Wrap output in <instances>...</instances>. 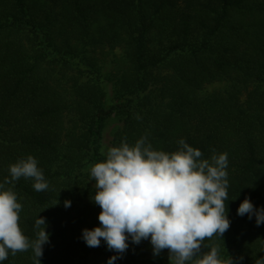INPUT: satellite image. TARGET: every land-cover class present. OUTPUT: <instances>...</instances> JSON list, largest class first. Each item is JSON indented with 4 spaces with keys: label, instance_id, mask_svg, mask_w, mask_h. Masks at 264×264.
<instances>
[{
    "label": "trees",
    "instance_id": "trees-1",
    "mask_svg": "<svg viewBox=\"0 0 264 264\" xmlns=\"http://www.w3.org/2000/svg\"><path fill=\"white\" fill-rule=\"evenodd\" d=\"M105 46L123 51L111 72L92 55ZM112 119L110 146L147 135L156 150L184 139L205 159L227 153L230 228L204 244L236 264L264 258V224L237 215L245 197L264 207V0H0V183L10 164L38 161L48 190L23 177L5 188L23 206L30 240L46 219L41 264L117 255L82 239L99 226L90 166L105 159ZM33 255L9 253L0 264H33ZM115 261L174 264L166 249L154 256L150 240L129 239Z\"/></svg>",
    "mask_w": 264,
    "mask_h": 264
},
{
    "label": "clouds",
    "instance_id": "clouds-1",
    "mask_svg": "<svg viewBox=\"0 0 264 264\" xmlns=\"http://www.w3.org/2000/svg\"><path fill=\"white\" fill-rule=\"evenodd\" d=\"M177 143V150L166 152L154 149L147 135L134 144L125 140L108 147L105 159L90 166V181H95L96 190L91 199L101 211L99 226L83 229L82 239L91 248L103 240L117 254L108 264L122 258L129 239L137 245L150 240L153 255L166 249L174 264H236L231 257L220 258L218 245L204 244L206 239H221L230 228L225 204L228 155L213 150L210 159H205L184 139ZM8 171L10 178L0 183V261L8 259L9 253L15 256L31 249L33 264H41L50 235L45 230L46 219L35 220L36 238L30 240L19 224L23 206L13 189L5 186L23 177L33 181L35 191L43 192L49 183L32 155L10 164ZM70 204L64 201L65 207ZM237 215L250 220L255 216L257 226L264 224V207H254L249 197L240 203ZM255 264H264V258Z\"/></svg>",
    "mask_w": 264,
    "mask_h": 264
},
{
    "label": "rangeland",
    "instance_id": "rangeland-1",
    "mask_svg": "<svg viewBox=\"0 0 264 264\" xmlns=\"http://www.w3.org/2000/svg\"><path fill=\"white\" fill-rule=\"evenodd\" d=\"M123 54V51L121 48H112L109 46H105L102 48L97 49L96 51H94V53L92 54L97 60H99V62L101 63H105V65L108 67V71L111 72L112 70H114V62H113V58H121ZM219 85L218 86H209L207 89L209 92H213L215 90L219 89ZM245 100V97L242 98V101ZM117 126H118V122L117 119H112L108 122V126L106 128L105 131V137H104V152L105 150H107V148L110 146L111 144V140L113 138V134L115 133V131L117 130ZM90 263L92 264H108V260L105 258H101V257H92L90 258ZM113 264H118L116 261L113 262Z\"/></svg>",
    "mask_w": 264,
    "mask_h": 264
}]
</instances>
